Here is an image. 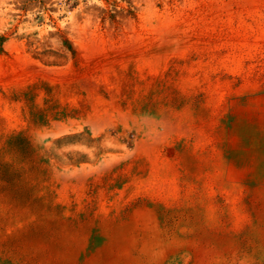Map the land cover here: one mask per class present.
Here are the masks:
<instances>
[{"label":"rangeland","instance_id":"1","mask_svg":"<svg viewBox=\"0 0 264 264\" xmlns=\"http://www.w3.org/2000/svg\"><path fill=\"white\" fill-rule=\"evenodd\" d=\"M0 264H264V0H0Z\"/></svg>","mask_w":264,"mask_h":264},{"label":"bare ground","instance_id":"2","mask_svg":"<svg viewBox=\"0 0 264 264\" xmlns=\"http://www.w3.org/2000/svg\"><path fill=\"white\" fill-rule=\"evenodd\" d=\"M173 25V24H172ZM171 25V23H158L154 26V30L160 33L161 35V41H169L170 37L173 35L175 32V28ZM177 27V26H176ZM98 109V108H97ZM109 118V117H108ZM158 124V123H157ZM156 128V127H155ZM154 129V128H153ZM157 129V128H156ZM158 130V129H157ZM149 135V134H148ZM153 138V137H152Z\"/></svg>","mask_w":264,"mask_h":264}]
</instances>
